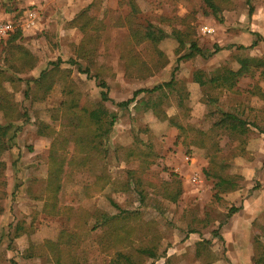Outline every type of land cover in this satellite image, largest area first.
Returning a JSON list of instances; mask_svg holds the SVG:
<instances>
[{"label":"rangeland","instance_id":"374dc122","mask_svg":"<svg viewBox=\"0 0 264 264\" xmlns=\"http://www.w3.org/2000/svg\"><path fill=\"white\" fill-rule=\"evenodd\" d=\"M230 1L219 19L204 14L196 0H134L136 23H152L167 33L190 26L193 39L206 54L179 60L188 49L178 50L177 40L167 36L157 45L166 63L139 78L126 74L121 55L129 52L148 61L151 49L135 46L128 37L125 18L132 11L127 0H0V22L12 23V30L0 35L2 84L13 95L19 114L15 124L22 127L15 145L1 155L5 166L0 185V264L11 260L54 264L43 241L55 240L62 229L78 235L79 264H108L109 250L99 246L102 229L92 228L90 214L96 209L109 214L120 209L138 211L133 239L157 238V256L144 264H257L264 245V80L257 72L242 75L231 91L209 82L200 85L195 78L196 71L206 81L223 68L237 70L241 58L264 60V0ZM81 11L91 15L92 25L100 23L88 41L94 48L90 62L77 54L81 46L88 48V36L73 23ZM15 31L17 38L9 40ZM257 35L262 39L251 46ZM22 49L33 66L21 67ZM58 58L63 61L59 68L66 73L42 100L31 99L29 81ZM68 58L87 66L88 74L80 72L77 64H68ZM171 77L170 88L140 93L125 109L114 104L136 89L151 88ZM70 80L86 104L99 100V83H106L105 105L117 118L106 160L93 157L87 166L68 170L58 205L71 210L51 216L41 210L51 138L36 131L40 122L59 128V120L53 117L64 97L63 83ZM221 111L243 120V140L215 124ZM5 122L0 111V123ZM173 122L185 132L180 133ZM197 131L202 146L194 143ZM144 143L157 153L151 169L163 180H170L172 174L179 181L181 192L175 201L148 189L141 203L133 190L120 189L127 170L137 167V161H125L123 147ZM72 148L68 144V156ZM102 167L114 183L87 196L86 187ZM15 226L23 229L16 237Z\"/></svg>","mask_w":264,"mask_h":264},{"label":"trees","instance_id":"16d2710c","mask_svg":"<svg viewBox=\"0 0 264 264\" xmlns=\"http://www.w3.org/2000/svg\"><path fill=\"white\" fill-rule=\"evenodd\" d=\"M131 8L132 14L125 18L126 26L128 28V37L135 46L145 45L150 50V58L148 61L140 58L139 55H132L131 53H124L121 55L125 62L126 74L139 78L146 77L153 74L155 70L166 63V58L161 50L158 48V43L167 36H172L178 42V50H183L187 47L188 51L178 57V59L190 58L195 55L206 56L205 52L197 45L193 39V30L190 26L184 29L173 28L169 33L162 28L152 24L146 23L142 25L134 21L135 14L138 12L134 0H127ZM197 5L204 14H212L217 18L222 9L228 8L231 5L230 0H196ZM252 9L249 8V14ZM91 13V11H89ZM134 14V15H133ZM92 17L88 12H80L73 18V23L78 26L86 35V45L88 48H79L77 52L79 57H82L90 62L94 48L89 44V40L99 30V26L92 25ZM102 26V23H101ZM88 30H95V33H89ZM19 35L15 31L10 36L9 40H15ZM262 38L257 35L253 40L251 46H255ZM217 48V47H216ZM217 50V49H215ZM22 68L31 67L34 61L30 60L27 51L21 50ZM60 58L56 61H51V67L42 70L38 78L29 81L28 88L31 89L28 94L33 100H42L49 92L51 87L58 79L66 73V70L60 69L59 65L62 63ZM68 64H77L79 71L88 74V67L82 68V65L74 60L68 58ZM239 68L232 70L223 68L215 76L203 79L201 72H195L196 81L200 85L209 82L214 87H220L227 90H234L236 80L242 75H254L256 72L258 77L264 80V60L258 58H241L239 59ZM3 75L0 72V111L5 118V123H0V185L4 184V177H2L5 166L1 155L9 148L15 145L14 138L22 128L20 124H15V120L19 119L18 110L13 101V95L9 93L3 86ZM65 80V77L62 78ZM174 78L171 77L168 81H164L154 85L151 88H139L132 92L131 97L115 102V106L119 109H125L133 102L136 97L143 92L160 91L164 88L172 87ZM100 98L98 101L86 104L83 100L80 101L79 91L75 90V86L70 82L63 83V99L59 108L55 110L53 119L59 120V128L55 129L46 122H40L37 126V134L40 136L51 138L47 155V174L45 178L44 187V202L42 205V212L47 215H58L65 209L70 211L71 208H61L58 205V194L62 188L63 181L68 177L71 171L81 169L87 166L93 157L98 160H106L110 153L109 137L113 130L116 121V114L110 111L105 102L109 100L107 93V85L100 82ZM27 94V92H24ZM70 95V97H69ZM69 97V98H68ZM57 111V112H56ZM221 116L215 122L216 125L221 126L229 134L234 135L243 140V135L246 134L245 123L236 115L221 111ZM173 125L184 133V128L173 122ZM189 130H192L189 127ZM198 132L197 141L195 144L202 146V137ZM203 134V133H201ZM205 135V134H204ZM72 143V153L68 156L67 146ZM118 148H114V153L118 157ZM125 150V161H137L135 169H128L126 178L120 182L121 190H133L138 196L139 201L143 203L147 196L148 189L155 194L167 198L170 201H175L180 195V183L175 179V175L171 176L170 180H163L158 173L151 169L157 153L149 143H144L142 146L123 147ZM68 170H71L70 172ZM114 179H111L105 167L96 174L94 181L86 187L89 191L87 196L93 193L100 192L107 185L113 184ZM229 183V182H225ZM236 211L237 208H233ZM138 211L120 209L116 214H109L105 211L96 209L90 214L93 221L92 228L99 227L102 229V235L99 239V246L103 249H108L110 259L108 264H144L147 259L156 257L155 238L151 236L147 241L133 239L135 231V215ZM19 226L14 227V237L21 234ZM154 239V241L152 240ZM78 243V235L66 229L60 230L55 240L45 239L43 244L46 246L48 258L54 264H79V256L76 252ZM30 256V255H29ZM257 264H264V245L263 251L256 259ZM10 264H17L16 261L11 260Z\"/></svg>","mask_w":264,"mask_h":264},{"label":"built area","instance_id":"2783aa9c","mask_svg":"<svg viewBox=\"0 0 264 264\" xmlns=\"http://www.w3.org/2000/svg\"><path fill=\"white\" fill-rule=\"evenodd\" d=\"M12 30V23L9 21L0 22V35H5Z\"/></svg>","mask_w":264,"mask_h":264},{"label":"crops","instance_id":"0c3cea01","mask_svg":"<svg viewBox=\"0 0 264 264\" xmlns=\"http://www.w3.org/2000/svg\"><path fill=\"white\" fill-rule=\"evenodd\" d=\"M40 136V135H39Z\"/></svg>","mask_w":264,"mask_h":264}]
</instances>
